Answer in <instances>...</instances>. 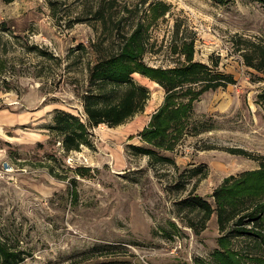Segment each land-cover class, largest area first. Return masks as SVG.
<instances>
[{"label": "rangeland", "instance_id": "1", "mask_svg": "<svg viewBox=\"0 0 264 264\" xmlns=\"http://www.w3.org/2000/svg\"><path fill=\"white\" fill-rule=\"evenodd\" d=\"M105 2L114 5L120 35L144 25L148 65L172 68L171 45L191 40L195 61L217 59V70L236 83L203 94L174 151H160L177 171L152 167L129 148L142 145L137 134L164 96L136 74L150 92L144 111L115 128H92L90 146L65 153L50 131L54 112L85 122L88 71L117 50L116 26L99 48L105 38L92 20L99 0H0V235L27 252L19 264L210 263L220 237L215 215L195 235L174 204L192 193L211 203L224 178L258 169V161L229 149L264 157V109L256 103L264 69L242 58L253 45L264 48V0ZM193 170L200 173L180 178Z\"/></svg>", "mask_w": 264, "mask_h": 264}, {"label": "trees", "instance_id": "2", "mask_svg": "<svg viewBox=\"0 0 264 264\" xmlns=\"http://www.w3.org/2000/svg\"><path fill=\"white\" fill-rule=\"evenodd\" d=\"M48 5L54 10L53 1H49ZM113 6L112 2L99 0L92 17V20L101 24V33L105 38L101 39L99 48L102 47V41L112 36L110 27L114 26L120 43L117 50L99 57L88 71V87L81 96L85 122L73 114L56 109L50 127L51 134L59 138L65 153L79 151L82 146L91 145L92 128L102 124L115 128L143 112L150 92L134 82L132 75L136 74L159 86L164 96L158 110L137 134L142 145H130L129 148L136 155L146 156L152 167L168 164L177 171L174 161L160 151H174L175 145L187 132L193 104L203 94L234 85L236 80L232 74L217 70V59H210L211 65L195 61L191 40L180 39L179 44L171 45V52L178 57V63L172 68L148 65L143 58L149 40L144 25L138 24L130 34L120 35V23H112ZM173 32L176 40L179 32L177 29ZM253 47L248 54L242 53V58L247 67L260 73L264 69V48L258 45ZM256 103L264 109V89L257 95ZM228 152L258 161V169L224 178L209 195L211 203L193 193L177 201L174 204L178 209L176 217L180 216L185 227L198 235L206 229L210 217L215 215L220 236L217 248L211 255L212 262L201 264H264V157H255L235 148ZM199 173V170L190 173L185 171L180 173L184 174L180 178L189 180ZM182 212L185 213L180 215ZM26 256L27 252L14 249L0 235V264H19Z\"/></svg>", "mask_w": 264, "mask_h": 264}, {"label": "crops", "instance_id": "3", "mask_svg": "<svg viewBox=\"0 0 264 264\" xmlns=\"http://www.w3.org/2000/svg\"><path fill=\"white\" fill-rule=\"evenodd\" d=\"M149 121V120H148ZM148 124V123H147ZM145 127V126H144Z\"/></svg>", "mask_w": 264, "mask_h": 264}]
</instances>
